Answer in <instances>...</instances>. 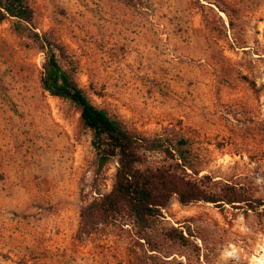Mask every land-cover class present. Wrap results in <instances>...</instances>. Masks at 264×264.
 Masks as SVG:
<instances>
[{
  "label": "rangeland",
  "instance_id": "1",
  "mask_svg": "<svg viewBox=\"0 0 264 264\" xmlns=\"http://www.w3.org/2000/svg\"><path fill=\"white\" fill-rule=\"evenodd\" d=\"M22 2L27 30L0 22V264H264V0ZM33 34L93 106L136 136L185 140L198 177L263 206L172 199L145 226L85 229L115 163L96 172L78 109L41 89Z\"/></svg>",
  "mask_w": 264,
  "mask_h": 264
},
{
  "label": "trees",
  "instance_id": "2",
  "mask_svg": "<svg viewBox=\"0 0 264 264\" xmlns=\"http://www.w3.org/2000/svg\"><path fill=\"white\" fill-rule=\"evenodd\" d=\"M30 18L31 13L22 0H0V22L12 19L15 31L27 30ZM33 39L44 49L39 78L41 89L78 109L81 125L90 134L96 172L111 161L115 163L110 189L98 195L80 213L85 229L91 230L97 224L119 218H130L145 226L159 216L172 199L180 206L201 202L217 207H242L249 211L263 206L243 186L214 181L208 175L198 177L185 140L136 136L124 129L86 99L81 89L60 69L54 51L43 39L36 34ZM152 153L160 154L164 163L157 167L146 166L148 154ZM165 236L183 242L182 235L176 231Z\"/></svg>",
  "mask_w": 264,
  "mask_h": 264
}]
</instances>
